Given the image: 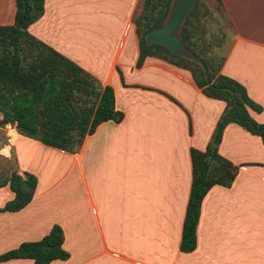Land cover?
Listing matches in <instances>:
<instances>
[{"label":"crops","instance_id":"0c3cea01","mask_svg":"<svg viewBox=\"0 0 264 264\" xmlns=\"http://www.w3.org/2000/svg\"><path fill=\"white\" fill-rule=\"evenodd\" d=\"M222 2L230 25L224 47L231 48L222 72L246 86L264 108V0ZM66 6L71 8L67 0H45L44 15L30 33L111 85L124 119L102 123L76 153L24 136L16 125L0 127V159L6 163L0 175L15 168L38 177L30 204L0 211V254L42 239L59 224L71 257L51 264H245L242 249L253 254L252 264H264L261 138L236 123L226 127L219 153L241 165L239 174L231 187L215 185L206 195L198 246L182 252L191 150H207L226 103L207 97L189 70L161 58L147 57L137 67L134 18L142 12V0H115L110 9L101 4L105 11L98 12L107 14V25L88 44L69 35L67 24L74 30L79 21L65 15ZM15 17L16 0H0V25L14 24ZM250 112L264 123V109ZM14 198L9 185L0 187V208ZM134 256L143 262H134Z\"/></svg>","mask_w":264,"mask_h":264},{"label":"trees","instance_id":"16d2710c","mask_svg":"<svg viewBox=\"0 0 264 264\" xmlns=\"http://www.w3.org/2000/svg\"><path fill=\"white\" fill-rule=\"evenodd\" d=\"M216 3L225 13L222 0ZM173 5L174 0H143L142 12L135 19L140 42L137 67H142L147 57L161 58L189 70L207 97L226 103L207 150H191L193 181L180 250L192 253L198 246L197 230L204 198L215 185L231 187L240 171L241 165L219 153L224 131L229 124L236 123L259 136L264 144V123L258 122L250 112L260 113L264 108L252 99L246 86L222 72L226 55L220 49L224 42L206 40L204 19L210 15L206 0H196L179 35L184 48L205 62L208 79L198 62L174 55L161 44L146 43V35L167 22ZM44 12L45 0H16L14 24L0 25V127L16 125L24 136L76 153L85 138L95 133L102 123H120L124 112L116 107L111 85L104 86L79 64L30 33L29 27ZM6 185L15 193V198L0 211H20L33 200L38 177L30 172L19 174L14 168L10 174L0 175V187ZM64 241L62 226L55 224L42 239L25 241L0 254V263L12 259H32L34 264L68 260L71 253L64 248Z\"/></svg>","mask_w":264,"mask_h":264},{"label":"rangeland","instance_id":"374dc122","mask_svg":"<svg viewBox=\"0 0 264 264\" xmlns=\"http://www.w3.org/2000/svg\"><path fill=\"white\" fill-rule=\"evenodd\" d=\"M66 1V0H65ZM71 6L68 9L65 8V15L68 17L72 16L73 18H77L76 28L73 30L71 27L72 22L67 24L70 26V34L69 35H77L78 37H83L85 39L84 43L88 44L90 40H97L99 35L102 32V28L104 25H107V14L104 13V16L98 12L101 10V4L105 5L108 9L114 4L115 0H67ZM143 1V0H142ZM206 5L210 8V15L204 19V23L206 26L207 34L206 40L208 42H218L222 44V42H226L230 25L226 19L225 14L222 9L219 7V4L216 3V0H206ZM76 8H79V12H77ZM99 9V10H98ZM105 11V9H102ZM107 11V10H106ZM134 18V23H135ZM87 34L86 36L84 35ZM69 38V36H68ZM219 49V48H218ZM217 49V50H218ZM230 47H223L221 50V54L228 55L230 51ZM227 50V51H226ZM238 67V65H237ZM99 80V79H98ZM101 83V81L99 80ZM102 84V83H101ZM0 159V165H3ZM6 164V163H5ZM260 164V163H253ZM262 241L264 242V236ZM242 254H240V263L252 264L253 263V254L249 252L247 249H242ZM255 256V255H254ZM134 262H143L141 259L137 257L132 258ZM126 260H123V262ZM198 261V260H197ZM119 263L120 260H111L110 263Z\"/></svg>","mask_w":264,"mask_h":264},{"label":"water","instance_id":"95a60500","mask_svg":"<svg viewBox=\"0 0 264 264\" xmlns=\"http://www.w3.org/2000/svg\"><path fill=\"white\" fill-rule=\"evenodd\" d=\"M196 0H174V5L170 16L164 26L154 29L146 35L148 45L161 44L169 48L174 55L185 57L202 65L206 78H209L208 69L205 62L192 50L185 49L179 31L187 15L192 10ZM216 144L213 145L214 151ZM213 156L210 154L208 160L211 161Z\"/></svg>","mask_w":264,"mask_h":264}]
</instances>
